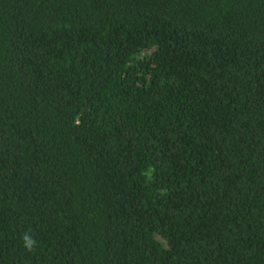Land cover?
Here are the masks:
<instances>
[{
	"label": "trees",
	"instance_id": "16d2710c",
	"mask_svg": "<svg viewBox=\"0 0 264 264\" xmlns=\"http://www.w3.org/2000/svg\"><path fill=\"white\" fill-rule=\"evenodd\" d=\"M0 264H264V0H0Z\"/></svg>",
	"mask_w": 264,
	"mask_h": 264
},
{
	"label": "clouds",
	"instance_id": "9594fccd",
	"mask_svg": "<svg viewBox=\"0 0 264 264\" xmlns=\"http://www.w3.org/2000/svg\"><path fill=\"white\" fill-rule=\"evenodd\" d=\"M22 239H23V244H24L26 251L32 252L34 250L36 243H37V241L34 239V237L30 234H24Z\"/></svg>",
	"mask_w": 264,
	"mask_h": 264
}]
</instances>
